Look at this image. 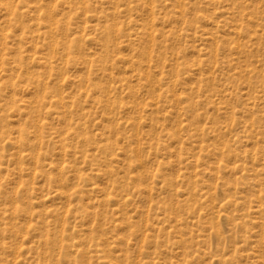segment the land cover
<instances>
[{
	"label": "rangeland",
	"instance_id": "374dc122",
	"mask_svg": "<svg viewBox=\"0 0 264 264\" xmlns=\"http://www.w3.org/2000/svg\"><path fill=\"white\" fill-rule=\"evenodd\" d=\"M40 1L98 24L76 33L97 69L115 5ZM40 1L0 0V264H264V0H160V64L140 62L148 5L120 0L122 48L96 71L115 90L74 62L66 119L38 108L45 36L19 41L18 21L49 22Z\"/></svg>",
	"mask_w": 264,
	"mask_h": 264
},
{
	"label": "bare ground",
	"instance_id": "6f19581e",
	"mask_svg": "<svg viewBox=\"0 0 264 264\" xmlns=\"http://www.w3.org/2000/svg\"><path fill=\"white\" fill-rule=\"evenodd\" d=\"M38 1H40V0H38ZM139 1H141L143 4L148 5L146 7V10L148 12V19H147V26H146L147 28L146 29H148V31H149V29H151L150 32L146 33L145 37L144 36L142 37V38H144V42H142L143 47H142V50L140 51V62H142V60L144 61L145 59H148L147 62L150 61V62H156L157 64H160L161 63L160 62L161 57H162L161 55H164L166 52V51L162 50L165 47V45H163L162 42H158L156 40L157 37L153 34L152 29L156 26L155 25L156 21H157V18L155 17V15L157 14L156 10L159 9V7L163 6V5H162V2L160 3V0H139ZM83 2H86V3H83V5L80 6V8L84 12L88 13V11L92 10L91 9V0H83ZM110 2H112V4L115 5L114 6L115 9L111 14L112 23L105 24L101 27L99 26L100 30L102 32V34L100 33L102 35V38H101L102 41L101 42H102V45L106 49V55L102 56L101 58H99V60H97L100 62V64L98 65L99 67H97V69H95L96 67L93 68V64H95V62L90 57V54L87 51L86 45L84 43H82V37H78L77 35L79 33H81V35L84 36V34L88 28L94 29V30H96L95 32H98L99 31L98 30L99 28H97L98 24L97 25H91L89 27L86 24L82 27L77 26V28H74L71 21H70V19H72V16H70L72 9H69V11L62 14V16L60 18H58L57 17L58 16L57 8L54 7L53 5L52 6L54 8L47 7L46 4H42L41 1L39 2L40 4L35 7L34 11L38 12V13H36L38 19L42 17V13L45 14V17H48L50 19L49 22H47V24H45L44 26L41 25L40 21L35 22L34 25L31 23H29L30 25L29 24L27 25L26 23H28V22L25 23V20L23 21L20 18V15H21V17H23L22 15H24V13L22 11L20 12L19 15H17V19L20 18V20H21V21L17 22L18 23L17 25H18L19 30L22 31L21 32L22 35L19 36V41H23V39H30L31 41L35 40V42L36 41L38 42V40H40L41 37H43V35L45 36L46 39L50 38L48 41H45L46 40L45 39L44 42H42V47H43L44 51H46L47 56L48 55L50 56V59L48 57H45L47 59L42 62L43 63L42 65L45 67V70H47V71L49 70L48 72H50V77L56 76L55 86L51 87L48 82H45L44 78L41 77L42 76L41 72L35 73V75L33 76L34 81L38 85V89H37V90H39L38 91L39 92V95H38L39 107L38 108L40 109L41 112L43 111V109L44 110L47 109L46 114L47 113L52 114L53 112L51 111V107L54 104H56V105H61V107L63 109H65L64 110L65 114H63L64 115L63 119H66L67 113H70V114L73 113V111L67 109L68 105L65 102L67 95L65 94L64 90L62 89V84L63 83L65 84L67 82L66 69L69 67V65L73 64L74 62L76 63L79 60L82 62L83 66H85V69L87 70V75L85 74L86 76H82V77L78 78V81L76 83H79L80 86L84 85L86 87V89H90V90H94L96 92H99V93H101V95L107 94V98L109 95L108 90H115L114 88H112V86L107 87L106 88L107 90H106L104 85H102L101 83L96 81V77L98 76V72H96V71H103V73H104L103 75H105L106 71L109 69L108 63L111 61L112 53H114V51L116 52L117 48H122L120 45L121 42L119 41V39H120L119 35L123 33V29L118 24V17L122 13L119 10L120 0H110ZM127 2H128V0H127ZM175 2H177V4L180 6H184V0H175ZM126 6H127L126 10L127 9L133 10V8H134V6L131 4V2L127 3ZM94 10L96 11V9H94ZM15 12H17V11H15ZM36 15H35V17H36ZM107 16L109 17V14L106 13L105 17H107ZM68 18H69V20H67ZM43 29H46V30H43ZM76 33H77V35H76ZM74 34H75V36H73ZM128 34H129V32H128ZM71 36H73V37H71ZM130 44H131V42H128L127 46H131ZM157 50L160 53L158 56L153 54V52H155ZM55 62H56V64H55ZM149 71H150V69H149ZM149 71H147L145 73V79L148 83L152 82L151 80L153 79V74ZM54 74H56V75H54ZM128 81L129 80H127V82ZM128 83H130V82H128ZM38 92H37V94H38ZM78 100H80L79 97H78L77 101ZM101 102H103L102 99H101ZM39 109H38V111H39ZM84 115H85V113L83 111L81 113V116H84ZM42 126H46V125H42ZM70 127H72V126H70ZM79 129L82 130V128H79ZM79 129L77 128V130H79ZM105 148H107V147H105Z\"/></svg>",
	"mask_w": 264,
	"mask_h": 264
}]
</instances>
